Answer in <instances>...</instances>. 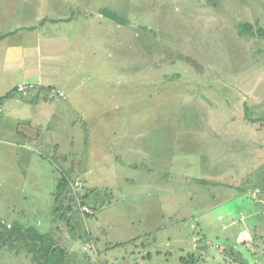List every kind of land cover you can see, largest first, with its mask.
<instances>
[{"label": "rangeland", "instance_id": "1", "mask_svg": "<svg viewBox=\"0 0 264 264\" xmlns=\"http://www.w3.org/2000/svg\"><path fill=\"white\" fill-rule=\"evenodd\" d=\"M9 2L21 6L26 24L40 17L43 35L51 27L50 54L65 71L44 96L75 122L69 133L83 164L66 177L70 190L71 181L84 184L80 197L88 195L92 213L65 192L62 211L72 222L55 221L54 153L0 132V222L34 227L93 264H183L189 255L196 264H264V0ZM9 9L0 0V32L25 23ZM11 64L1 65L10 67L9 93L37 91L36 79L23 82ZM9 100L0 98V109ZM4 115L0 127L13 129ZM85 130L83 144L77 136ZM17 151L34 162L26 167ZM93 234L102 236L100 247ZM118 242L126 246H112ZM18 251L1 250L0 264H37Z\"/></svg>", "mask_w": 264, "mask_h": 264}, {"label": "crops", "instance_id": "2", "mask_svg": "<svg viewBox=\"0 0 264 264\" xmlns=\"http://www.w3.org/2000/svg\"><path fill=\"white\" fill-rule=\"evenodd\" d=\"M7 1L10 6L9 12H12V14L14 13L20 18L24 17L25 23L22 27L16 28L15 31H11L8 29L6 30V27L3 25L4 31L0 32V37H3L0 40V88L3 86L4 88H2L1 90L7 92L5 95H1L0 98H3L4 96L8 99L11 98V100L7 101V103L4 105L5 109H0V118H3V116H5V110L6 116L14 120L15 126L13 129L10 130V128L5 126V124H2V127H0V132L4 140L6 139L10 141H21L22 143H24V145L25 143H29L31 145H38L41 147L50 148V151L54 153L52 155L53 157L51 156L53 158V163L61 172L58 178L59 180L61 177L66 176V173L68 171H74L75 166L83 164L82 157L79 158V154H76L75 152L73 153V150L75 149L76 136L74 134L69 133L74 130L75 122H71L68 119L66 121L65 117H63V112L62 115H60L59 117L55 112L59 113L60 111L51 110V105H48L52 102V100L50 99V95H48L49 98L46 95L44 96L45 93L49 94L51 90L49 88L56 89L53 85L54 81L56 80V75H59L61 72H64L65 69L61 68V65H59L60 60H58L57 62L55 56L50 54V46H52L51 42H53V37L51 38V32L49 33V29H51V27L47 26V35L46 33L45 35H43L42 32L44 25L39 21L41 20L40 17L36 16L37 18L35 19V24L33 25H30L29 23L26 24L27 18L24 16L21 6L14 9L16 6H13L9 2V0ZM27 2H30V0H27ZM71 14L72 13H70V15ZM70 18L71 16L69 17V19ZM3 21L6 23L9 29L14 28L9 22H7L6 18H4ZM19 26L20 25H17L15 27ZM31 35H34L35 37L34 44H32V40H29L31 38ZM22 42L28 44L25 49H22ZM44 49L46 50V54L42 53ZM84 55L85 53L82 56ZM11 62H14L13 65H15L20 71H22L21 76H19L23 79V82L28 79L31 75L34 79H36L35 81H37L33 82V84L39 85L40 88H38V90L34 93H26V95L23 94L20 99H15L16 93H9L10 88L5 87L8 86V77L11 75L9 74L11 73ZM4 63L10 64L8 70L6 68L1 67V65ZM76 67L78 66L75 65L71 68V73L77 71ZM17 80L22 81L20 78ZM82 88L83 87L80 85L76 87V89L79 91L82 90ZM75 98H77V96H75ZM55 100L59 101L56 98ZM95 108H99V106H95ZM94 122L98 123V121L96 120ZM49 126H51V130L49 129ZM46 131H51L49 132V141L43 140V135L46 133ZM99 133L100 132H97V136L99 135ZM88 138L90 139L89 131L86 132L85 130V135L82 132L78 133L77 139H83V144L87 142ZM17 152V157L20 156L26 164L28 163L27 165H25L26 167L30 166V164L34 162L33 157L29 156V153H21L19 151ZM126 154L121 153L120 155H118L117 159H119V161H123L122 157H126ZM81 155H83L84 157L83 153ZM87 163H89L88 158L86 164ZM131 164L132 163L129 164V167H133ZM125 166L126 164H124L123 167ZM86 171L91 172V169L87 168ZM54 192H51L52 197L54 195ZM162 216L165 218L163 213ZM151 234L152 232L150 233V235ZM94 236L97 239V245L100 247V245L102 244L100 237L102 236L93 234L90 237ZM145 236L147 237V234ZM139 237L140 235L135 236L133 239L135 240L134 242H137L136 239H138ZM197 241L199 240L196 239L195 248L199 251L204 250V248L200 246L199 242ZM118 243L122 244L123 242ZM108 244H110V242H108ZM142 246L146 247L145 244H142ZM147 246H149V243ZM90 247L92 248L91 245H87L85 246V249ZM65 248L68 250L70 255V264H93L90 259L85 260L79 258V255L77 254L75 249H71L68 247Z\"/></svg>", "mask_w": 264, "mask_h": 264}, {"label": "trees", "instance_id": "3", "mask_svg": "<svg viewBox=\"0 0 264 264\" xmlns=\"http://www.w3.org/2000/svg\"><path fill=\"white\" fill-rule=\"evenodd\" d=\"M102 13L105 17L112 19L114 22H117L120 25L124 23V17L116 12L105 9L102 11ZM240 27H242V29L246 28V30L249 31V29L243 25H241ZM249 33L252 36L257 35L253 30H250ZM2 38L3 37H0V40ZM49 89H51V92H55L56 90L52 88ZM27 90L31 89L28 88ZM56 94H51L53 99L59 98V96L58 98L56 97ZM65 192L71 193V190L69 189L68 178L66 176H63L58 180L54 192V196L56 198L54 205V216L55 221L59 219L71 224V218L68 217L64 211H62L65 209ZM87 196L88 195L81 196L83 205H88L84 199L87 198ZM70 200L73 201V198L71 197ZM112 246L116 248L126 246V244L117 243L116 245ZM6 247L17 249V252H19L18 250L22 248L23 250L33 255V259L37 264H70L69 252L65 248V246L60 243L59 240L50 235L46 236V234L40 233L34 227H24L20 222H14L12 225L0 222V251ZM197 261L198 256L189 255L183 258L181 262L183 264H196Z\"/></svg>", "mask_w": 264, "mask_h": 264}, {"label": "built area", "instance_id": "4", "mask_svg": "<svg viewBox=\"0 0 264 264\" xmlns=\"http://www.w3.org/2000/svg\"><path fill=\"white\" fill-rule=\"evenodd\" d=\"M28 88L33 89V86H29V87H27V88L25 89V91H26ZM20 90L24 91V88L21 87ZM57 95H59L60 97H63V96H64V95L61 94V93H57ZM84 187H85V186H84V184H83L81 181H71V183H70L71 193H72V195L75 197V200H76L77 202H79V198H81V197H80V194H81V192L83 191V188H84ZM80 210H81V212H82L84 215H86V214H91V213H92L90 207L87 206V205H83V204H82V205L80 206Z\"/></svg>", "mask_w": 264, "mask_h": 264}]
</instances>
